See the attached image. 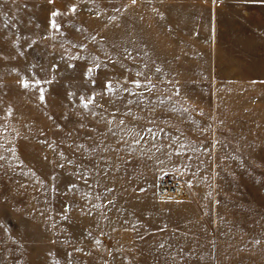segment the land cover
<instances>
[{"label": "rangeland", "instance_id": "374dc122", "mask_svg": "<svg viewBox=\"0 0 264 264\" xmlns=\"http://www.w3.org/2000/svg\"><path fill=\"white\" fill-rule=\"evenodd\" d=\"M0 264H264V0H0Z\"/></svg>", "mask_w": 264, "mask_h": 264}, {"label": "crops", "instance_id": "0c3cea01", "mask_svg": "<svg viewBox=\"0 0 264 264\" xmlns=\"http://www.w3.org/2000/svg\"><path fill=\"white\" fill-rule=\"evenodd\" d=\"M134 74H137V73H134ZM155 74H159V73H155ZM130 77H133V78H136V77H143V78H166V76H161V75H150V76H138V75H132ZM144 81H136V84L137 83H140V84H145L144 87H146L147 85H151L152 89L154 90V95L156 97H152V98H155L154 100L156 99H165L166 96H165V93L166 91H164L163 87L164 85L162 84H168L166 81L164 80H148V81H145V83H142ZM132 84L134 85V88H136L138 85H135V81L132 82ZM172 84H179L178 81H173ZM182 84V83H180ZM142 86V85H141ZM174 99L173 95H171V99ZM147 99V98H146ZM151 102L153 99H150ZM181 102H178V101H174V102H169V103H166L165 106L166 108L167 105L169 104L170 106L172 105H175V106H182V104H179ZM154 104V103H152ZM162 104V103H161ZM164 105H162L163 107ZM165 110V108H162ZM156 110H160L157 109V108H154L152 112H156ZM167 112H163L162 114H166ZM164 120L160 121L159 122V125H161L162 127H165V132L167 133V137L170 136L168 133H171V135H174L172 136V139L169 140L167 137L164 139V141L162 139H160L159 137L155 138V137H150V136H138V135H127L126 137L123 136V137H116V138H112L110 139L111 142H115V145L116 147L119 149V148H125L126 150H137V149H151V148H156V147H159L160 149L163 148V149H173L174 148V143L175 142V138L178 139V136L181 135L182 133H187L189 134L190 132L193 134L195 133L196 134V131L191 129L190 126H193V125H196L198 124L199 120L198 119H189V118H184L181 116V119H173V118H167V117H164L163 118ZM203 121V120H202ZM201 124H204L206 127H208L209 129H205L203 130L202 132L203 133H208L211 131L212 129V126H211V123H205L203 121V123ZM175 127H179V128H175ZM180 127H187L188 130H185L184 128V131L180 128ZM190 130V131H189ZM178 134V136H177ZM170 141H172V144H170ZM150 143H154L156 145H151ZM141 144V145H139ZM143 144V145H142ZM164 147H163V145ZM155 172H158V173H179L180 171L177 170V169H159V170H156Z\"/></svg>", "mask_w": 264, "mask_h": 264}, {"label": "built area", "instance_id": "2783aa9c", "mask_svg": "<svg viewBox=\"0 0 264 264\" xmlns=\"http://www.w3.org/2000/svg\"><path fill=\"white\" fill-rule=\"evenodd\" d=\"M186 184L174 176H163L157 181V197L162 201H175L185 198Z\"/></svg>", "mask_w": 264, "mask_h": 264}, {"label": "snow or ice", "instance_id": "6c2138e0", "mask_svg": "<svg viewBox=\"0 0 264 264\" xmlns=\"http://www.w3.org/2000/svg\"><path fill=\"white\" fill-rule=\"evenodd\" d=\"M133 2H135V0H133ZM71 10H72V11H75V8L73 7ZM53 15H54V16H55V15H59V13H58V12H57V13H53ZM52 26H53V27H56V24H55L54 21H53V23H52ZM89 71H91V69H89ZM35 83H36L37 85H39L40 81H36ZM25 86H27V84H26ZM106 87H107V88H111V85L108 84V85H106ZM94 99H95V97L93 96V97L89 98V101H88V102L91 103ZM85 106H87V105H85Z\"/></svg>", "mask_w": 264, "mask_h": 264}]
</instances>
